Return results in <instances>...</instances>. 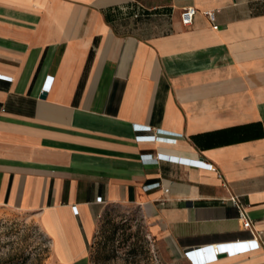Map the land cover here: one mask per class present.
I'll return each instance as SVG.
<instances>
[{
    "label": "crops",
    "instance_id": "crops-1",
    "mask_svg": "<svg viewBox=\"0 0 264 264\" xmlns=\"http://www.w3.org/2000/svg\"><path fill=\"white\" fill-rule=\"evenodd\" d=\"M111 204L164 264H264V0H0V209L91 264Z\"/></svg>",
    "mask_w": 264,
    "mask_h": 264
},
{
    "label": "rangeland",
    "instance_id": "rangeland-1",
    "mask_svg": "<svg viewBox=\"0 0 264 264\" xmlns=\"http://www.w3.org/2000/svg\"><path fill=\"white\" fill-rule=\"evenodd\" d=\"M90 244L91 264H164L141 211L134 205L111 204L97 217ZM58 264L52 242L35 218L0 209V263ZM4 262V263H5Z\"/></svg>",
    "mask_w": 264,
    "mask_h": 264
},
{
    "label": "built area",
    "instance_id": "built-area-1",
    "mask_svg": "<svg viewBox=\"0 0 264 264\" xmlns=\"http://www.w3.org/2000/svg\"><path fill=\"white\" fill-rule=\"evenodd\" d=\"M196 14H197L196 8L185 7V10H183V12L180 16L181 25H183L184 27H189V26L193 25L192 23L194 21ZM205 15L207 16L210 24H212L213 30H217L219 28V26L216 23L215 13L214 12H206ZM208 168L213 172H217V169L215 167H213V165H211V164H209ZM164 193H165V195H168L170 193V189H168V188L164 189ZM230 200L235 206L238 207L239 218H240V220L243 221L244 228L254 231L252 229V223L249 220L248 215L246 214L245 208L243 206L239 205L238 199H236L235 197L230 198ZM247 243L250 245H253L254 247L261 246L259 244V235L257 233H255L254 238L250 241H247ZM226 247H228V244L208 246V248L200 249L198 252L193 253L192 255H194V256L205 255L206 256L205 258H208V254H210L211 258H216V256H218L219 253L222 252L224 250V248H226Z\"/></svg>",
    "mask_w": 264,
    "mask_h": 264
},
{
    "label": "water",
    "instance_id": "water-1",
    "mask_svg": "<svg viewBox=\"0 0 264 264\" xmlns=\"http://www.w3.org/2000/svg\"><path fill=\"white\" fill-rule=\"evenodd\" d=\"M46 96H47V93L44 92L43 95L41 96V99H42V100L45 99Z\"/></svg>",
    "mask_w": 264,
    "mask_h": 264
},
{
    "label": "trees",
    "instance_id": "trees-1",
    "mask_svg": "<svg viewBox=\"0 0 264 264\" xmlns=\"http://www.w3.org/2000/svg\"><path fill=\"white\" fill-rule=\"evenodd\" d=\"M5 261H2L0 264H8V261H6L5 263H4Z\"/></svg>",
    "mask_w": 264,
    "mask_h": 264
}]
</instances>
